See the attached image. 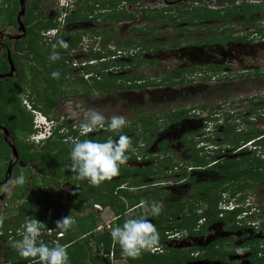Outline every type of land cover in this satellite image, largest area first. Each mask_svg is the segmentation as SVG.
Returning <instances> with one entry per match:
<instances>
[{"label": "flooded vegetation", "instance_id": "1", "mask_svg": "<svg viewBox=\"0 0 264 264\" xmlns=\"http://www.w3.org/2000/svg\"><path fill=\"white\" fill-rule=\"evenodd\" d=\"M105 1L106 0H0V22L3 24V26L0 25V75H3V77H0V105L2 106L0 113L2 114L1 117H3L0 122V142L2 145V148L0 147V184H4L8 168L10 169V172L6 182L16 178L19 174H23L25 177V171L27 169L33 170V168L37 167L36 172L38 173L39 169L42 173V169L45 170L47 167L42 166V163L44 162L45 164L47 161H42L39 157L35 160L36 164L34 165L30 161H25V158L26 156H34L37 158L39 153L44 152L42 148L46 141L50 140L54 142L53 146L47 149L43 154L47 158L55 160L57 158L54 157H59V155L61 156L64 150H66L69 154L73 139L79 138L82 140L85 137L80 136L79 124L81 121L75 117V107L67 105V103L69 104L71 102L70 100L65 101L64 98L67 96L68 99H71L72 97L78 95V93L83 95H107L103 91L99 92L95 90L93 84L97 83L102 85V83L105 82L104 75H106V70L109 69L105 64L106 60L110 58L108 55L111 56V58H116V55L121 56V48H127V51L130 49L129 51L131 53L130 57L127 58L128 62L133 55L137 54L139 47H136V44L123 47L122 43L127 40H133L136 43L138 42V38L144 37L143 33H140V29L133 28L131 31L138 33L137 35L140 34V37L127 39L122 43L118 42L113 25L121 23L122 21H112L108 19V15L116 14L118 17V14L123 9L121 3H124L128 7H132L139 4L141 1L146 0H138L133 4L122 0H110V3L113 4L112 6L107 5ZM185 1L188 2L190 0H158V3L162 4V7H146L140 9V12L143 16L142 10H150L151 13L161 11L162 18L158 17L155 19H149L151 21L161 22L163 18L166 17L167 11L176 10V8H179V5L183 7L185 5ZM191 1H193L194 4L202 2L199 0ZM233 1L234 5H239L240 3L245 2L247 4H261L263 5L262 7H264V1L258 3L247 2L248 0ZM174 2L176 4L172 5ZM226 2L227 7H230L228 0H226ZM46 3L51 7L49 11L45 8ZM21 6L23 7V14L20 18L23 25L22 30L18 28L16 20L17 13ZM31 7H34V10L29 13ZM198 7L199 6L192 5L189 11ZM185 11L186 10L184 9L183 12ZM8 13L11 14L10 18L8 17L9 19L7 18V15H9ZM180 13L182 12L180 11ZM239 18V20H241V17ZM247 19H249V16ZM260 19L261 17L255 22H259ZM133 20L134 18L123 22H130ZM46 22L52 23L53 27L49 29L39 28L40 23ZM92 23L98 24V29L92 31L94 36H96V39H98V41L103 45H112L114 47L112 51L107 50L105 47L96 49L91 43L81 42L83 38L82 32L84 29L76 28V25L84 26V24L91 25ZM245 26L251 25L248 24ZM145 28L148 27L146 26ZM258 29L260 30L258 34L263 35L262 27L258 26ZM254 34H256V32H254ZM229 35L230 38H226L222 42H214L212 44L203 43L200 45H191L186 43V45L191 47H212L216 43L223 44L226 41L232 43L241 42L239 35L233 36L226 33L225 36ZM57 39L65 41L67 47L61 48L57 45L55 51L59 54V59L51 61L49 60V55L53 51L51 45L54 44ZM141 41L143 42V39H141ZM146 43H150V46L152 47V44L156 42H153V39H147ZM161 49L163 48H159L157 50ZM144 50L146 49H141L143 54L146 53ZM101 53H104V55L102 56ZM191 68H195V70L190 71L189 69ZM178 69L185 68L179 67ZM178 69H174L172 73ZM205 69L209 70V74L212 76L214 74L216 75L217 72H220L221 68L216 64H208L205 67L190 65L187 70L191 76L198 74L200 77L201 70L204 71ZM74 70L77 71L72 75L71 73ZM53 71L59 72L60 75L57 79H53L50 76V73ZM228 73L220 72L221 77H219V79H224L222 74L227 75ZM181 75L175 79L176 82L174 84L166 85L174 86L181 84L183 80ZM246 76H248V74L240 75L238 77ZM112 77L114 76L109 78ZM210 78H213V76ZM142 82L144 81L126 82L125 90H127V87L129 86L134 87L133 84H139ZM116 83L121 85L122 81L118 79L116 80ZM11 87L14 88L12 93L10 90ZM137 88L142 87H134L130 88V90ZM115 91L122 92V89ZM2 100H4V103L1 102ZM13 103L15 104V107L12 106ZM19 104L21 105L19 106ZM26 107L28 111L24 109ZM14 108L16 110H14ZM203 108V106H200L201 110H203ZM24 111L30 113L32 117L33 131L28 135V137H30V139L35 137L34 143L37 145L42 143L39 147L28 143L29 138L24 139V143H16L17 140L13 134L14 130L9 128L10 120L8 115H10V113H14L17 117L21 115V119H23L22 116ZM175 112L180 113L181 110H177ZM38 115H40L39 120H43V122L39 123L37 127V125H35V118ZM23 121L25 120L23 119ZM24 123H26V121ZM3 129L7 131V135L5 136L3 134ZM205 129L206 127L201 126L198 129L185 131L179 137V149L187 152V163H183L185 160L180 163L179 161L164 158L163 156L168 153V146L165 145L164 140L160 139L159 141H154L153 135L151 137L152 139L150 144L154 145L156 152L151 154V160L155 163L158 161V158H163L162 161L166 163V171H161L160 177L163 176L162 179L166 180L168 178L166 174L172 172L174 176L172 177V180L175 184H177V187L180 184L184 187L185 185H188L191 190L184 189L185 191L183 192L185 194H182L183 199H181L182 195L178 194V197L169 198L171 201L164 202L160 209L170 211L172 208H168V205L173 203L180 204L177 206V208L180 209V212L174 218L179 220L176 223H182L188 218H193V214L198 216L201 214V211H204L206 207L202 210L200 209L201 202H199L198 198L202 196L203 191H206V198L210 201L212 200V205L213 200H215V202L217 201L215 207L211 208L212 214L210 216L213 217L216 213V220L203 226L207 221V217H209L206 215L198 218L194 223L192 222L190 230L184 227L185 229L183 228L181 230H171V232L166 231L164 235L166 236L167 242L164 237V240L157 244V247L150 252V255L161 258L163 261L162 264H169V262L171 263L172 261H175L173 251L183 252L184 254L188 253L190 259L184 261L183 264H264V238H260L259 236L256 237L254 235L256 232L250 227L241 225V222L237 223V221H235L234 225L236 226H233L227 219H224L226 212L218 208V204L221 199L222 201L226 200L225 204H228L231 201L235 202L236 205H240L246 201L252 202L254 200L253 198H256V191H258L261 195L260 199H262V186L264 185V159H260L259 157L264 156L262 148L264 139L261 138L262 133L260 134L256 132L257 137L244 141L243 139L246 135L255 133V131H248L246 134L241 136L240 139L236 137L232 140L231 138H233L234 132L231 128L225 126L222 134L212 131L208 137L202 139L205 135ZM166 130L164 131L166 132ZM104 131L105 129H101L98 132H93V134L89 133L88 138L91 136L97 137ZM41 132H43V134L45 133L43 140H40L39 137ZM195 136H198L199 140L192 138ZM117 138L118 136L112 139L115 140ZM221 138H223V140H221ZM229 138L232 141L229 140ZM153 141L154 143H152ZM225 141H227L226 144H224ZM150 144L148 147L152 146ZM10 145L15 147L17 159L12 156ZM247 146L251 148L252 151H250ZM227 153H237L238 155L233 159H230L226 157ZM68 157L63 159V163L65 165L70 163V157ZM138 158V156L132 157V159L127 160L121 167H126L131 171H134L135 169L147 168V165L144 166L143 164H140V160H138V164L140 165L135 164ZM233 160L238 163L240 170L244 171L246 174L239 176L236 179H230L222 176L220 169H222L226 162ZM259 161L261 164H259ZM59 162V160H55L52 163L60 164L62 161L60 163ZM201 172H210L213 174L210 179L196 182L197 175ZM254 174H257L258 176L256 177ZM35 176L36 175L30 178L29 181L26 180L27 178L25 177V183L23 185H14L12 190L15 188L16 190L13 192V196L16 195L19 197L21 192H23V189L27 188L26 192H24L25 196L28 195L27 198L42 199L45 201L43 203L42 200H40L42 204L40 207L41 211L45 209V206L46 209H48L47 207L59 203V199L62 201L65 200V198H63L64 196H70L75 193L76 187L74 183L72 184V182H64L61 180L57 181L56 179L54 182H49L48 184V181H46L44 184L41 180L42 175ZM48 176L49 175H46L45 177ZM135 176L136 174L133 172L130 176H128L127 180H133ZM37 180H41L45 186L35 188V184L38 183L36 182ZM158 180L161 179H157L156 181ZM148 182L145 184L140 181L138 186H129L136 196L139 195V197H141L140 202L136 203L132 207H129V209H145L148 212V205L151 202L159 203L158 198H155L154 200L152 199V193H141L142 189H148L150 186L155 185L153 182ZM87 184L89 183L87 182ZM257 185L259 187H257ZM57 188L66 191V194L61 198H58L60 195H57L58 197L56 199H52L51 196L57 194ZM37 191L42 194V198L39 195L34 196ZM188 191L191 192L190 195H188ZM143 196H147V198ZM166 197H168L167 193ZM62 201L60 203H63ZM66 201L68 202V200ZM122 201L124 200H120V202ZM20 202L21 201H19V204ZM186 203H189L187 210L184 208ZM74 204L75 202L73 201L71 205L72 207L69 206V209L76 213L79 210L73 207ZM252 204L254 207V203ZM91 206L87 205L84 209ZM126 207L128 208V203ZM263 208L264 199H262V203L258 205V210L261 211ZM159 215L162 216L161 221L165 220L166 223L168 222L167 218L164 217L161 212ZM252 217L253 215L249 216L247 219H252ZM146 219L154 224V220L151 215H148ZM77 220L79 221V218H77ZM172 232L174 234H178L179 232V237L183 239L185 238V240L191 245H189L186 249L170 248L167 245L168 242H171V240L168 239V233ZM87 235L88 233L82 235L80 238L84 236L86 237ZM8 238L10 237L8 236ZM194 240H198L203 243L200 245H193ZM191 248H194L195 251H190ZM152 256L151 258L153 260L154 258ZM208 256H211L212 258H208ZM151 263H153V261Z\"/></svg>", "mask_w": 264, "mask_h": 264}, {"label": "rangeland", "instance_id": "2", "mask_svg": "<svg viewBox=\"0 0 264 264\" xmlns=\"http://www.w3.org/2000/svg\"><path fill=\"white\" fill-rule=\"evenodd\" d=\"M199 1L202 2L194 4L191 0L188 2L185 1V5L183 7L179 5V8H176V10L167 11L166 17H164L161 22L146 20L140 12V9L146 7H162V4L158 3V0L141 1L139 4L132 7H128L124 3H121L123 10L134 15V20L130 22L122 21L121 23L113 25L115 36L118 42L122 43L127 39L140 37V34L137 35L138 33L131 31V29L135 28L140 29V33H147L146 35H144L145 39H153V42L164 45L166 47L161 50H157L153 54H151L152 52L150 53L144 50V52L146 53L142 54V57L140 59H154V61L157 62V65L142 64L137 68H134L132 65H124L125 63H127V58L130 57V49H128L127 51V48H121V56L116 55V58H111V56L108 55V57L110 58L106 60L105 64L109 69L106 70V75L111 77L123 74L130 75L133 73L138 78L143 79L145 87L131 90L124 89L122 90V92L115 91L105 96H100L98 94L83 95L81 93H78V95L72 97L71 99H68L66 96L64 98L65 101L70 100L71 102L69 104L67 103V105H72V107H75L76 109L74 112L75 117L78 120L82 121L85 117V114L90 109H95L96 111L104 115L106 122L108 118L113 115L124 116L128 126L131 122L136 121L137 117H133L132 115L135 114V112L139 108L141 111L139 115H147V119L149 118L148 120L151 119L152 121L150 123V126L152 124V127L156 125V130L152 134V136L154 135L153 140H164L165 145L168 146V153L163 157L166 159L179 161L180 163L183 160H185L183 163H187L188 157L186 151L179 149V137L183 132L198 129L201 126L206 127L204 133L205 135L202 137V139L208 137L212 131L218 134H222L224 132L223 129L225 126L231 128V130L234 132L233 138H231L232 140L236 137L240 139V137L246 134L248 131H255V133L258 132L260 134L262 133L261 138L264 139V12L262 13L259 22H254L251 26L237 24L236 21H239L240 19L238 16H231L226 20V23L224 24H220V21L217 19L199 22L198 20L196 21L195 19H193L197 23H193L190 26L184 19L188 15H182L180 14V11L183 12L184 9L186 11H189L192 5L199 6L200 8L206 7L207 9L217 11L224 10L227 7L226 0ZM261 1L264 0H248L247 2L258 3ZM105 2L107 3V5H113L112 3H110V0H106ZM175 4L176 3L174 2V4L172 5ZM45 8L48 11L51 9L49 4L47 3L45 4ZM8 14L9 15H7V18L11 15L10 13ZM97 25V23H92L91 25L84 24V26L76 25V28L84 29V31L82 32L83 38L81 42H88L89 44L91 43L96 49L105 47L107 50L112 51L114 49L112 45H103L98 41V39H96V36H94V34L92 33L93 30L98 29ZM146 26L148 28H145ZM258 26L262 27L263 35H259L257 32L256 34H254V28H258ZM184 27H187V30H184ZM221 33H223V35H226V33L233 36L239 35L241 42L232 43L224 41L225 43H216L212 47H191L186 45L187 42L195 41L196 39H207L211 37L217 39L219 38ZM137 40L139 43L142 42L141 39ZM175 41L179 42V45H176L172 48L168 47ZM149 47L151 46L149 45ZM101 54L102 56L104 55V53ZM208 64L219 65V67L221 68L220 72L231 73H228L227 75L222 74L224 79H219V77H221L220 72L216 73L218 77L214 74L212 75L213 78H210L212 76H210L211 74H209V70H201L200 77L198 76V74L191 76L189 74V71L186 70L181 75L183 79L181 84L167 86L166 83L162 82V79L166 75L172 74V71L174 69H178L179 67L188 69L190 65L205 67ZM76 71L77 70H74L71 74H75ZM244 74H248V76L238 77ZM1 102L4 103V100H2ZM20 105L21 104H19V106ZM200 106L204 107L203 110L200 109ZM0 109L2 110L1 105ZM24 109L28 111L27 107ZM177 110L185 112L183 114L184 116L179 121L176 119L171 120L170 118H168L170 114L174 113ZM163 113H165L166 116H161ZM22 118L27 123V129L22 132L18 130L13 131V134L15 135V138L17 140L16 143H24V139L29 138L28 143L39 147V145H41L42 143H39L37 145L34 143L35 137L33 139H30V137H28V135L33 131L32 117L30 113L24 111ZM136 123L137 125L139 124V122L137 121ZM141 126L142 124H139V127ZM164 128H166L167 130ZM164 130H166V132ZM131 134L129 135L128 133L123 135H126L131 140ZM192 138L198 139V136ZM231 139L229 138V140ZM221 140H223V138H221ZM154 141L152 143H154ZM227 141H225L224 144H226ZM51 146H53V144L50 145V148ZM0 147L2 148L1 142ZM262 148L264 152V144L262 145ZM140 149H142L141 146L136 144L135 146L131 145V150L129 151L139 157L136 163H134L136 165H147V168L145 169H148L149 171L148 176L138 179L139 184L140 181L145 184L148 181L155 184L154 186H150L148 189H142L141 193H152V199L154 200L155 198H158L159 203H156H158L161 208L164 202L171 201L169 200V198L182 195L184 193L183 191H185L184 189L190 190L188 185H185L184 187L180 184L177 187V184H175V182H173L172 180V177H174L172 172L166 174V176L168 177L166 179L167 181L162 179L163 176L160 177L161 171H166V163L162 161L163 158L159 159L157 157L158 161H156L155 163L151 160V154L156 152L154 145L147 147L144 150V155L142 154L144 151L142 152V150ZM249 149L250 151H252L251 148ZM237 155V153H227L226 157L233 159ZM259 157L260 159H264V156ZM138 160L141 161L140 164H138ZM36 171L37 167L33 168V170L27 169L25 171V177L27 178L26 180L29 181L30 178L34 177V175H49L48 172L44 169H42V173L39 169L38 173ZM212 174L213 173L210 172H201L197 175L196 182L210 179ZM157 179L161 180L156 181ZM14 180L15 178L8 181L9 189L7 192H0V223L2 220H5V224L9 228V231H7L6 233L10 237L5 239L0 235V264H9L7 260H5V258L11 255L12 251H16V249L12 246V241L15 240L14 238L16 236H19L23 233L22 226L24 222L21 223L17 231H12V228L10 227L14 223L13 220H10V217L16 214V207L19 204V200H15L12 198L13 192L16 190V188L12 190L15 184L11 182ZM36 182L38 183L35 184V188L45 186V183L43 184L41 180H37ZM47 183L49 184V182ZM123 186L126 187L128 186V184L123 183ZM257 187L259 186L257 185ZM128 189L132 191V189ZM190 191H188V195L191 194ZM166 193L168 197H166ZM65 194L66 191L57 188V194H54L51 197L52 199H56L58 197L57 195H60L58 198H61ZM38 195L40 197L42 196L39 191L34 194V196ZM183 195L181 199H183ZM255 195L256 198H253L254 200L250 202L254 203L255 206L260 205L262 203V199H264V185L262 186V199H260L261 195L258 193V191H256ZM59 201L61 202L62 200L59 199ZM73 201L77 202L76 200ZM42 202L44 203L45 201L42 200ZM62 202L66 203L68 207L72 205V202L70 200H68V202L66 200H63ZM220 202L222 203V199ZM220 202L218 204L219 209L221 207ZM74 205L78 207V204ZM126 205V203H123L124 213H122L121 215L124 221L130 218H137L141 216V212L145 214V219L148 217L147 210L129 209V206L127 208ZM188 205L189 203L185 204L184 208L186 210L188 209ZM210 205V201L209 199H207L201 203L200 209L202 210L203 208H207ZM48 208L50 215L52 217L54 215L55 217V212H52L54 211V208H56V205H52ZM160 212L164 217L167 218V224H173L179 221L174 218L175 216H171V210L165 211L164 209H161ZM68 215H71L75 221L74 225L72 226V231L78 229V224H80V222L87 224L90 218H92V220L94 219L95 226L92 233L96 235L106 232L110 235V222H113L115 219V213L112 212L110 208L99 207L96 204H93L91 207H88L86 209L79 210L76 213L72 212V210L69 209L67 216ZM77 218H79V221L77 220ZM192 219L193 218H189V220ZM256 219L258 220L257 223L260 227L259 231L261 232L260 234L255 233L254 235L256 237L259 236L260 238H264V213L253 216L251 220ZM22 220H25V218H23ZM53 220L54 218L51 220V224L48 221H46V223L39 221L43 223L41 225V228L42 226L45 227V225H48V228H44L46 233L48 231H50V233L55 232L56 237L57 235L59 236L60 233L64 235L63 232H59L54 228L52 223ZM41 228L40 235L38 237L39 241L42 240L40 236L42 233H44ZM13 235L16 236L11 237ZM168 236V239L171 240V242H168L167 245L172 249H186L187 247H189V245H191L188 241L185 240V238L183 239L179 237V232L178 234H174L173 232L168 233ZM164 237L166 241L167 239L164 235L160 239L161 241L159 240V242H162L164 240ZM90 239L91 238H88L90 242L89 245L91 247L90 252L92 254L100 255L103 259H107L106 264H128L125 258L122 256H120L119 258H115L114 254L111 255L110 252L107 255L103 254L100 246L92 244ZM46 241L48 243L50 240L47 238ZM202 243L198 240L193 241V245H200ZM116 246L118 245L114 244L111 239V250H116ZM155 247H157V245ZM150 252L151 251H149V253Z\"/></svg>", "mask_w": 264, "mask_h": 264}, {"label": "trees", "instance_id": "3", "mask_svg": "<svg viewBox=\"0 0 264 264\" xmlns=\"http://www.w3.org/2000/svg\"><path fill=\"white\" fill-rule=\"evenodd\" d=\"M124 2L133 4L135 2H137L138 0H122ZM228 2L230 3V7L228 6L226 9L221 10V11H217V10H208L207 8L203 7V8H194L192 9V11H185L182 12L180 14L182 15H188L186 18H184L187 21L188 25H192L194 22L193 19H195L196 21H210L213 19H217L219 20L220 24H224L226 23V20L228 18H230L231 16H239L241 17V20L236 21V23L238 24H243V25H252L256 20H258L261 17V14L264 12V7H262L263 5L261 4H247L245 2L240 3L239 5H234V1L233 0H228ZM34 10V7H31L29 13H31ZM143 16L146 19H155V18H162V14L161 11H157L156 13H151L150 10H142ZM119 16L117 17L116 14H110L108 15V19L112 20V21H127V20H131L134 18V16L130 13L125 12L123 9L120 11V13L118 14ZM249 16V19H247V17ZM10 18V17H9ZM8 18V19H9ZM107 19V18H106ZM195 21V24L197 23ZM0 25H3L2 22H0ZM53 25L50 22H46V23H40L39 28L42 29H49L52 28ZM184 30H187V27L183 28ZM255 32L259 33L260 30L258 28H254ZM147 33H143V35H146ZM226 38H230L229 36H225L223 35V33L220 34L219 38H207V39H196L195 41H191V42H187L188 44L191 45H200V44H212L214 42H222L224 39ZM138 39H143V42H134L133 40H127L125 42L122 43V46H131V45H135L136 47H139V50L137 52V54L133 55V57H131V59L128 60L127 63H125L124 65H132L134 68L139 67L142 64H150V65H157V62L154 60H147V59H140L142 57V52L141 49H146L147 52H154L159 48H165L166 46L158 44V43H153L152 47H149L150 43H146V40L144 37L142 38H138ZM74 41V40H73ZM146 44H145V43ZM176 45H179V42L175 41L174 43L170 44L168 47H175ZM187 69H178L176 71H174L172 74L170 75H166L163 79L162 82L166 83L167 85L170 84H174L176 81L175 79L180 76L181 74H183ZM190 71H194L195 68H191L189 69ZM104 80L105 82L101 84H93V87L95 90L99 91V92H105L106 94H109L115 90L118 89H126L125 83L126 82H136V81H140L143 80L141 78H138L135 74H130V75H118V76H114L112 78H109L107 75H104ZM120 79L122 81L121 85L116 83V80ZM1 84V81H0ZM134 87H142L144 88V82L139 83V84H133ZM134 87H127L128 89L130 88H134ZM11 93L14 90L13 87H11ZM13 107H15V104L13 103L12 105ZM14 110H16L14 108ZM140 109L138 108L137 111L135 112V114H133V117H137L136 121L139 122V124H142L141 127H139V124L137 125L136 121L131 122L128 126L124 127L122 130L120 131H108L105 128V131L103 133H100V135H98L97 137L95 136H91V139H95L100 142L105 141L107 138L111 137L114 138L117 135L119 136L120 134H131V145H139L141 146L142 152L148 147V145L151 142V137L152 134L155 132L156 130V125H154V127H152V125L150 126V123L152 122L151 119L148 120L147 119V115L142 114L139 115L140 113ZM185 112L181 111L180 113L178 112H174L172 114L169 115L168 118L172 119H176V120H180L181 117L183 116ZM1 113H0V122L2 121L1 117ZM161 116H166L165 113H163ZM9 120H10V125L9 128L11 130H18V131H25L27 129V123H24L25 121H23V119H21V115L19 117H17L14 113H10V115H8ZM132 117V118H133ZM160 129V128H157ZM257 137V133H251L250 135H246V137H244V141H248L251 140L253 138ZM54 142L53 141H46L45 145L43 146L42 150L44 151L43 153H39V156L34 157H30V156H26L25 161H30L32 164H36L35 160H37L39 157L41 158L42 161H47V163L44 164V162L42 163V166H47L46 167V171L48 172L49 176L48 178H46L45 176H42L41 180L45 183L46 181L48 182H54L56 179L61 180V181H67V182H72V184H75L76 190L75 193H73L70 196H64L63 198H65V200H70L71 202H73L72 199L76 200L77 202H75V204H78V207H76L75 205H73V207L75 209L78 210H82L84 209L85 206H91L92 204H97L100 207H108L112 210V212L115 213V216H117V219L115 221V225H113L112 227H115L117 225H122L123 224V218L121 216V214L124 212L123 209V203L125 202L126 204L128 203L129 207L134 206L136 203L140 202V198L139 195L136 196L132 191H130L128 188L129 186H138L139 184V178L143 177V176H147L149 175V171L148 169H135L134 171H131L130 169H127L126 167H120V172L119 175L112 177L110 180H106L104 182H102L101 184H99L98 186H93L91 184H87L86 180H75L72 177V173L70 171L67 170L66 165L63 163V159L68 157L69 154L67 153L66 150H64L63 154L59 157H54L57 158L55 160H59L60 164L56 163H52L55 160L54 159H50L47 158L46 156H44L43 154L46 152L47 149L50 148V145H52ZM72 146V145H71ZM143 155L145 154V151L142 153ZM128 156L129 159H132V157H135L136 155L132 154L131 152H128ZM69 158V157H68ZM48 159V160H47ZM128 159V160H129ZM54 160V161H53ZM259 164H261V162L259 161ZM221 170V175L230 179H236L239 176H243L246 173L242 170H240V168L238 167V163H236L234 160L233 161H228L225 163V165L222 167ZM133 172H135L136 176L134 177L133 180H127L128 176H130ZM250 172V171H249ZM251 174V173H250ZM256 177L258 176L257 174H254ZM251 176V175H250ZM54 178V179H53ZM48 179V180H46ZM127 183L128 186L124 187L123 183ZM27 188L23 189V192H21V195L18 196H13L12 198L15 200H19L21 201L20 204L17 205L16 207V214L13 215L12 217H10V220H13L14 223L10 226L12 228V231H17L18 228L20 227L21 223L24 222V220H22L23 218L26 217H33L38 221H42L45 222L48 221L51 224V220L54 218V220L52 221L53 226L55 228V221L61 219L62 217L67 216L69 207L67 204L64 203H56L54 204V206L56 205V208H54V211L52 213L55 212L56 216L53 217L50 215L49 213V208L46 209V206L44 207L45 209H43L41 211V201L39 199H29L27 198V196H25ZM207 192L203 191L202 192V196H200L198 198L199 202H204L205 200H207L206 198ZM146 197L147 196H143ZM120 200H124L122 202H120ZM210 201V200H209ZM217 202V201H216ZM215 200H213V205H212V200L210 201V206H208L207 208L204 209V211H201V214H199L198 216H195L193 214V220H189V218L186 221H183L182 223H174V224H167L165 223V220L161 221V216H152L153 220H154V225L159 233V240L164 236V233L166 231H170L171 230H181L184 227L189 229L191 228V224L192 222L194 223L198 218L202 217V216H211V208L215 207L216 204ZM86 204V205H85ZM180 204L178 203H173L171 205H168V208H172L171 211L173 212L171 215L172 216H176L177 214H179V210L177 208V206H179ZM201 205V204H200ZM176 207V208H175ZM169 210V209H168ZM218 211V210H217ZM141 215L145 216L144 213H141ZM235 215H236V211L233 212H226L224 215V219H227L228 222L230 224L234 225L235 222ZM207 217V221L205 222V225H207L210 222H213L214 220H216V216L217 214L215 213V216L213 217ZM163 219V218H162ZM166 219V218H165ZM226 221V220H225ZM227 222V221H226ZM228 223V224H229ZM226 224V223H225ZM191 225V226H190ZM48 225L42 226V228H48ZM94 219L92 220V218H90V220H88V223H82L80 222V224H78V229H75L74 231H72V227L67 231V232H63V234H61V236L59 238H57L58 243L62 244L65 246L66 251L68 253L69 256V260H70V264H106V260L107 259H103L100 255L98 254H92L90 252V242L89 240H87L88 238H91L90 241L92 242V244L96 245V246H100L101 250L103 251V254H108L109 252L111 254H114L115 258H119L121 256L120 253V248L119 246H116V250H111V237L110 235L106 232L103 234H93L92 231L94 229ZM23 228V227H22ZM59 232L60 230L57 229ZM0 231H2V237H4L5 239L8 238L7 235V231H9V228L6 226L5 224V220H2L0 223ZM76 231V232H75ZM88 233V235L85 237L80 238L82 235ZM20 234L19 236L13 235V237H15L14 239H20L21 238ZM54 237V234H53ZM40 238L42 239L41 241L44 242L45 244L52 246L53 243H50L46 241L47 237L46 235L40 236ZM161 241V240H160ZM190 251H195L194 248H191ZM173 255L175 257V261H172L171 263L169 262V264H183L184 261H187L189 258L188 253L184 254L183 252H179V251H173ZM152 255H150L149 251L144 252L139 258L132 260L129 258H125V260L127 261L128 264H162L163 261L161 258H157V257H153L154 259L152 260L151 258ZM208 258H212L211 256H208ZM5 260H7V262L9 264H39L38 261L33 260V258H24V257H20L17 254V251H12L11 255L7 256L5 258ZM153 261V263H151Z\"/></svg>", "mask_w": 264, "mask_h": 264}, {"label": "clouds", "instance_id": "4", "mask_svg": "<svg viewBox=\"0 0 264 264\" xmlns=\"http://www.w3.org/2000/svg\"><path fill=\"white\" fill-rule=\"evenodd\" d=\"M57 45L61 48L67 47L65 41L57 39L56 42L51 45L53 49L49 55V60L51 61L59 59V54L55 51ZM59 75L58 71L50 73L53 79H57ZM39 117L40 115L35 118V125H37V127L39 123L43 122V120H39ZM126 126L127 121L122 115H113L109 117L106 122L104 115L95 109H90L79 124L80 136L85 138L82 140L79 138L73 139L69 153L70 163L66 168L72 173L73 179L86 180L89 184L98 186L102 182L119 175L120 167L129 159L128 152L131 150V141L129 137L120 134L115 140L109 137L105 141L100 142L88 138V134L98 132L105 128L108 131H120ZM39 137L40 140H43L45 133L43 134V132H41ZM11 183L23 185L25 183L24 175H17L15 180ZM8 189L9 182L0 184V192H7ZM225 202L226 200L222 201L223 205L235 203L231 201L225 204ZM252 207V203L249 201L238 205L239 210L245 211H248ZM148 208V215L151 216H158L161 210L160 205L156 202H151ZM115 221L116 216L114 221L110 222V237L113 243L119 246L122 257L135 260L144 252L154 250L155 246L158 244L159 233L155 225L148 219H145L143 215L137 218L127 219L122 225L112 227L115 225ZM74 223L73 217L68 215L55 221V229H59L61 232H67ZM42 224V222H39L33 217L28 216L25 218L22 226L23 233L21 238L12 241V246L16 249L17 254L20 257L33 258L34 262L38 261L39 264H70L69 256L64 245L54 241L52 246H49L38 240ZM41 230L44 231L41 236L45 234L50 240V243H52L51 241L53 239L57 241V238L61 236V234H59V236L57 235L56 237L55 232L50 233V231H48L46 233L43 228H41ZM0 235L2 236L1 232Z\"/></svg>", "mask_w": 264, "mask_h": 264}, {"label": "built area", "instance_id": "5", "mask_svg": "<svg viewBox=\"0 0 264 264\" xmlns=\"http://www.w3.org/2000/svg\"><path fill=\"white\" fill-rule=\"evenodd\" d=\"M96 208H98V207H96ZM220 210L228 211V212L236 211L235 221H237V223L241 222L240 223L241 225L252 228L256 233L261 232V231H259L260 227L257 223L258 220L257 219L251 220V219H247L246 217H249L251 215L257 216L259 214H262V213H264V208L260 211V210H258V205H256V206L252 207L251 209H249L248 211H245V210H239L238 205H236L235 203L228 204V205H223V203H221ZM263 229H264V226H263ZM54 241L56 242V240H54V239L51 242L53 243Z\"/></svg>", "mask_w": 264, "mask_h": 264}, {"label": "water", "instance_id": "6", "mask_svg": "<svg viewBox=\"0 0 264 264\" xmlns=\"http://www.w3.org/2000/svg\"><path fill=\"white\" fill-rule=\"evenodd\" d=\"M22 14H23V7L21 6L20 9H19V11H18V13H17V16H16L17 25H18V28H19L20 30L23 29V25H22V23H21V21H20V18H21V16H22ZM0 77H3V75H0ZM3 132H4V133H3L4 136L7 135V131H6V130L3 129ZM10 149H11V154H12V156H13L15 159H17V153H16V150H15V147H14L13 145H10ZM9 172H10V169L8 168L7 171H6V175H5L4 183L6 182L7 178L9 177Z\"/></svg>", "mask_w": 264, "mask_h": 264}]
</instances>
